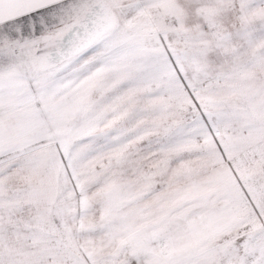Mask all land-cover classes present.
<instances>
[{
    "label": "snow or ice",
    "instance_id": "obj_1",
    "mask_svg": "<svg viewBox=\"0 0 264 264\" xmlns=\"http://www.w3.org/2000/svg\"><path fill=\"white\" fill-rule=\"evenodd\" d=\"M0 264H264V0H0Z\"/></svg>",
    "mask_w": 264,
    "mask_h": 264
}]
</instances>
